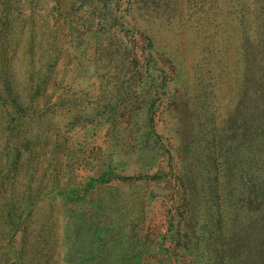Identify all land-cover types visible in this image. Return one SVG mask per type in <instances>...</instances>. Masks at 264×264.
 I'll return each mask as SVG.
<instances>
[{
  "label": "rangeland",
  "instance_id": "obj_1",
  "mask_svg": "<svg viewBox=\"0 0 264 264\" xmlns=\"http://www.w3.org/2000/svg\"><path fill=\"white\" fill-rule=\"evenodd\" d=\"M231 1L0 0V264L249 263Z\"/></svg>",
  "mask_w": 264,
  "mask_h": 264
},
{
  "label": "trees",
  "instance_id": "obj_2",
  "mask_svg": "<svg viewBox=\"0 0 264 264\" xmlns=\"http://www.w3.org/2000/svg\"><path fill=\"white\" fill-rule=\"evenodd\" d=\"M231 2L228 15L231 38L226 41L238 46L231 52L236 62L235 83H240L235 90L232 121L246 146L247 198L243 203L249 222L246 233L255 248L253 255L248 256V264H264V0ZM2 91L1 87L0 123L14 129L22 117L20 108L13 99L10 104ZM224 192L229 196L230 190Z\"/></svg>",
  "mask_w": 264,
  "mask_h": 264
},
{
  "label": "water",
  "instance_id": "obj_3",
  "mask_svg": "<svg viewBox=\"0 0 264 264\" xmlns=\"http://www.w3.org/2000/svg\"><path fill=\"white\" fill-rule=\"evenodd\" d=\"M154 191L157 193V194H164V191L160 188H155Z\"/></svg>",
  "mask_w": 264,
  "mask_h": 264
}]
</instances>
